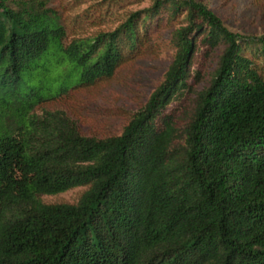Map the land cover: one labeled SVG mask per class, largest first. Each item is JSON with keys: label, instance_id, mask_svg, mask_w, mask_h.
<instances>
[{"label": "trees", "instance_id": "obj_1", "mask_svg": "<svg viewBox=\"0 0 264 264\" xmlns=\"http://www.w3.org/2000/svg\"><path fill=\"white\" fill-rule=\"evenodd\" d=\"M134 1L0 0V264H264V33ZM167 27L172 59L118 132L55 106Z\"/></svg>", "mask_w": 264, "mask_h": 264}, {"label": "rangeland", "instance_id": "obj_2", "mask_svg": "<svg viewBox=\"0 0 264 264\" xmlns=\"http://www.w3.org/2000/svg\"><path fill=\"white\" fill-rule=\"evenodd\" d=\"M70 12L82 10L92 0H54ZM231 29L244 33H264V0H205ZM149 0L127 5L135 9ZM73 4L76 7H73ZM110 22L107 21L106 24ZM103 25H99L101 27ZM172 27L162 29L151 39L152 48L118 67L112 77L76 91L68 102H56L76 118L84 133L112 134L120 130L125 112L138 108L160 82L174 54L170 41ZM205 81L198 86L201 87ZM83 186L72 187L54 195H43L46 201L74 202Z\"/></svg>", "mask_w": 264, "mask_h": 264}]
</instances>
